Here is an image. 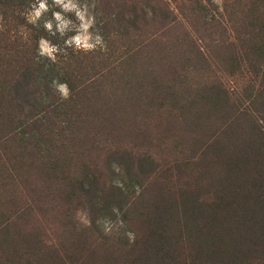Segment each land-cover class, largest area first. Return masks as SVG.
<instances>
[{"label": "trees", "instance_id": "obj_1", "mask_svg": "<svg viewBox=\"0 0 264 264\" xmlns=\"http://www.w3.org/2000/svg\"><path fill=\"white\" fill-rule=\"evenodd\" d=\"M26 1L8 0L13 8L9 11L7 0H0V72L5 68L4 59L13 60L11 52L6 60L7 42L27 23L17 13ZM237 1L236 13L228 12L229 0H224L223 16L219 14V19L213 17L207 23V6L201 1L130 0L129 4H116L117 12L110 16L108 23L103 20L106 24L100 36L104 47L109 49L107 26L110 24L121 37L149 34L142 48L161 42L182 45L197 64L226 61L215 53L216 46L238 47L239 51H244L243 65L248 70L258 67L255 72L250 71L259 83L254 96L248 100L252 104L256 102L261 109L238 108L224 91L214 86L205 87L201 93L198 91L208 106L202 107L205 108L202 111L195 110L191 119L188 118L189 140L198 153V160H203L199 161L200 169L190 182L192 185L173 194L163 185L164 174L154 172L156 179L152 183L135 191L131 200L129 197L121 200L122 203L114 194L106 195L96 186L97 170L86 171L79 182L80 193L65 189L67 185L57 193L65 199L78 198L86 204L90 212L89 225L77 229L65 220L61 228L53 230L29 227L17 218L21 214L8 217L7 221L0 214V264H264V0L230 3ZM239 14L243 20L234 28L236 19L232 15ZM104 15L108 14L104 12ZM165 30L169 37H165ZM22 34L26 36V32ZM41 37L35 35L29 42L38 43ZM182 56L186 59L184 62L192 59L185 54ZM174 64L169 65L158 80L167 93L166 99L174 106L181 101L180 110H188L192 104L186 105L185 97H177L180 92L176 82L181 76ZM38 65L32 57L21 56L15 72L17 79L11 84L12 92L28 91L27 104L33 107L37 104L36 101L32 104L30 98L37 91L31 88H36L33 68ZM49 76L47 70L37 87L41 99L52 97L53 90L46 85L43 88L44 84L52 85L53 79ZM4 93V89L0 90V94ZM2 99L0 96V109ZM35 111L28 120L32 125L35 118L36 122L45 119L39 115L40 110ZM24 123L7 135L3 125L0 126V144L8 142L11 136L33 137L32 130L19 132ZM113 155L120 164L133 163L134 156L130 153L115 151ZM142 159L139 158L140 167L144 166ZM113 206L120 209L127 229L135 233L134 243L127 238L112 247L113 238L98 229L96 213L112 218Z\"/></svg>", "mask_w": 264, "mask_h": 264}, {"label": "rangeland", "instance_id": "obj_2", "mask_svg": "<svg viewBox=\"0 0 264 264\" xmlns=\"http://www.w3.org/2000/svg\"><path fill=\"white\" fill-rule=\"evenodd\" d=\"M179 1L185 3L188 0ZM197 1L207 6V23L213 17L219 19L217 15H222L224 0ZM231 1L234 0H229L230 14L236 13L235 5L238 3ZM33 2L35 0H27L17 9V13L25 20V13ZM51 2L49 0V4ZM79 2L90 6V15L95 17V25L90 32L95 37L100 35L106 24L103 20L108 23L110 16L117 12L116 4H129L130 0ZM7 3L6 9L11 11V3L8 0ZM92 4H95L94 8ZM59 10L51 8L45 13L38 22L39 27L27 22L18 29L22 33L26 32V36L18 32L10 37L6 45V60H9L10 52L13 60L7 62L4 59L5 68L0 72V90L6 91L0 94L3 97L0 126L3 125L2 129L7 135L21 122H25L23 128L18 129L19 132L23 129L32 130L34 135L23 139L11 136L8 142L2 141L0 144V214L5 221L8 217L14 218L21 214L17 218L29 227L35 225L57 230L65 220L77 229L89 225L88 206L78 198L69 200L57 193L64 188L63 185H67V190L80 193L79 182L89 170L98 171L96 186L104 190L106 195L114 194L120 201L128 197L131 200L135 191L139 192V188L152 183L156 179L154 172L164 174L163 185L173 194H179L192 185L190 182L200 169L199 161H203L200 157L198 160V153L189 140L191 135L187 132L191 114L208 106L198 91L201 93L205 87L214 86L224 91L233 104L239 105L238 108L251 106L254 110L261 109L256 102L252 104L248 100L254 96L259 83L250 71L255 72L258 67L248 70L243 65L244 51H239L238 47H214L215 53L226 59L225 63L222 62L225 66L214 60L208 64H197L182 45L161 42L142 48L146 46L144 43L149 34L121 37L110 24L107 26L110 33L109 49L106 46L97 47L88 53L73 48L63 50L64 41L75 35V31H69L61 37L58 32L52 36L43 28L44 20L52 19V11ZM104 12L108 15L105 16ZM232 17L236 19L233 27L237 28L243 20L242 14ZM65 18L79 23L75 12L66 13ZM35 35H41L60 47L56 63L37 57L39 42H29ZM169 35L167 32L165 37ZM183 54L192 58L189 63L184 62L186 59H182ZM21 56H30L39 64L33 68L36 88H31L33 92L37 91L30 98L32 104L37 102L34 107L27 104L28 91L12 92L11 84L12 80L17 79L18 74L15 72L20 66ZM173 63L181 76L176 82L179 90L176 89L180 92L177 97L182 99L183 96V103L192 104L188 110H180L181 101L175 106L170 103L172 101L166 99L167 93L158 80ZM47 70L49 78L68 82L70 99L61 101L51 83L44 84L43 88L45 85L51 88L52 97L41 99L37 87ZM35 110H40L39 115L45 119L36 122L35 118L32 125L28 120L33 118ZM211 121L215 123L214 119ZM115 151L132 154L133 163L120 164L113 155ZM139 158H143V167H140ZM114 164L118 165L119 172L114 170ZM118 184H122L123 188ZM98 219H107L116 225L110 234L104 233L113 238L112 247L127 239L126 233L131 230L127 229V225L119 227L115 214L110 218L96 213V222ZM96 225L102 231V226Z\"/></svg>", "mask_w": 264, "mask_h": 264}, {"label": "clouds", "instance_id": "obj_3", "mask_svg": "<svg viewBox=\"0 0 264 264\" xmlns=\"http://www.w3.org/2000/svg\"><path fill=\"white\" fill-rule=\"evenodd\" d=\"M89 4H81L79 0H52L49 4V0H35L30 4V10L25 13V18L29 24L35 27H39V21L48 13L51 8H59V11H52V19L44 20V30L52 36H55L57 32L61 37H64L69 31H75V35L69 36L65 41V49L73 48L75 51H83L85 53L95 51L97 47H104L103 37L95 35L90 32L95 25V17L90 15ZM91 7H95L92 4ZM75 12V17L78 24L74 23L71 19L65 18L66 13ZM2 19V18H0ZM55 22V28H54ZM61 52L58 45L53 44L50 40L41 37L37 49V57H44L49 59L51 62L56 63L57 53ZM51 87L59 95L61 101L70 99L71 89L68 83L60 82L58 79H54ZM113 168L119 172L118 165L114 164ZM119 187L123 188L122 184H118ZM111 211L117 216V225L124 227V221L121 218L120 209L113 206ZM79 216V213L77 214ZM102 226V231L107 235L113 230L116 225L110 220H100L96 222ZM126 236L130 243H134L136 236L135 233L128 231Z\"/></svg>", "mask_w": 264, "mask_h": 264}]
</instances>
